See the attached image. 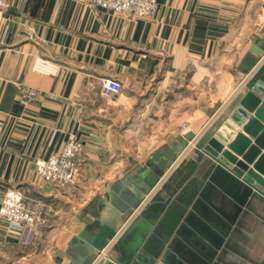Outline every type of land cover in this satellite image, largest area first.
I'll use <instances>...</instances> for the list:
<instances>
[{"label": "crops", "instance_id": "0c3cea01", "mask_svg": "<svg viewBox=\"0 0 264 264\" xmlns=\"http://www.w3.org/2000/svg\"><path fill=\"white\" fill-rule=\"evenodd\" d=\"M158 3L152 19L83 0H5L0 8V205L16 188L52 207L31 234L0 217V264H84L75 238L101 227L122 233L137 211L158 205H166L159 231L210 252L188 205L211 174L196 142L260 60L250 50L264 45V0ZM103 79L120 81L123 92L105 99ZM24 86L41 97L21 105ZM70 138L83 145L81 172L59 192L36 163ZM250 208L212 264H264V201ZM99 258L89 264L123 263L116 245Z\"/></svg>", "mask_w": 264, "mask_h": 264}, {"label": "water", "instance_id": "95a60500", "mask_svg": "<svg viewBox=\"0 0 264 264\" xmlns=\"http://www.w3.org/2000/svg\"><path fill=\"white\" fill-rule=\"evenodd\" d=\"M250 53L260 58L254 71L222 115L215 118L196 142V149L210 162L211 174L207 189L196 193L195 203L188 205L201 218L196 230L213 246L208 247L211 253L192 242L186 243L187 246L183 240L173 239L165 233V226L159 231L166 205H158L137 211L139 215L122 233L101 227L94 233L85 231L75 238L74 245L83 247L76 257L84 264H89L98 252L100 262L114 245L123 260L120 264H212L216 250L228 238L241 214L251 210L253 201H264V45L263 48L255 46ZM216 188L221 189L219 197L213 196ZM212 197L218 198L219 206L212 203ZM137 204L132 209H137ZM203 224L206 227H202ZM203 228H207L212 237L217 236L219 243L206 237ZM180 237L183 238V234Z\"/></svg>", "mask_w": 264, "mask_h": 264}, {"label": "built area", "instance_id": "2783aa9c", "mask_svg": "<svg viewBox=\"0 0 264 264\" xmlns=\"http://www.w3.org/2000/svg\"><path fill=\"white\" fill-rule=\"evenodd\" d=\"M91 6L100 7L109 12L126 15L136 19H152L158 13V0H83ZM5 0H0V8ZM45 73H56L57 69L41 66ZM123 92V84L115 79H103L101 94L105 99H113ZM41 92L31 87H22L19 103L23 106L37 101ZM83 145L77 138H70L58 153L46 160L36 163L38 175L55 191L63 192L73 186L81 172L80 155ZM52 207L44 200L28 197L19 189H9L0 205V217L5 219L10 227L20 233L31 234L40 230L48 219Z\"/></svg>", "mask_w": 264, "mask_h": 264}, {"label": "rangeland", "instance_id": "374dc122", "mask_svg": "<svg viewBox=\"0 0 264 264\" xmlns=\"http://www.w3.org/2000/svg\"><path fill=\"white\" fill-rule=\"evenodd\" d=\"M72 187V186H71ZM71 187L70 188H68V189H66L65 191H63V192H70V189H71Z\"/></svg>", "mask_w": 264, "mask_h": 264}]
</instances>
